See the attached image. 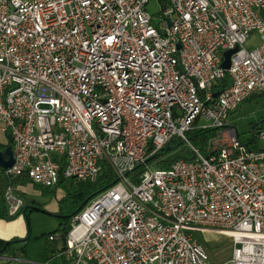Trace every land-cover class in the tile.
<instances>
[{
	"label": "built area",
	"instance_id": "2783aa9c",
	"mask_svg": "<svg viewBox=\"0 0 264 264\" xmlns=\"http://www.w3.org/2000/svg\"><path fill=\"white\" fill-rule=\"evenodd\" d=\"M150 1L0 0L9 214L25 206L20 179L95 183L107 165L115 184L72 218L51 262L207 264L199 235L217 234L231 241L230 264H264V150L229 121L264 92V0H163L158 24ZM237 48L227 71L224 53ZM226 74L232 84L214 99ZM196 128L217 130L208 157L187 138ZM174 137L194 161L137 171Z\"/></svg>",
	"mask_w": 264,
	"mask_h": 264
},
{
	"label": "rangeland",
	"instance_id": "374dc122",
	"mask_svg": "<svg viewBox=\"0 0 264 264\" xmlns=\"http://www.w3.org/2000/svg\"><path fill=\"white\" fill-rule=\"evenodd\" d=\"M163 0H151L147 6L148 13L153 17L155 24L160 22L163 10ZM258 39L252 44L247 45L249 50L258 46ZM264 119V97H258L245 103L239 110L230 116V125L238 130L239 138L242 144H249L253 151L264 150V141H253V128L259 125ZM204 123V122H203ZM5 136L0 133V141ZM152 169H159L155 164ZM76 181L65 180L64 184L49 188L45 191L41 186L29 183L26 189L27 198L40 205L44 212L33 211L28 216L32 239L27 243L26 251L30 256H38L46 248L51 249L52 244L49 241L50 233L56 231L58 222L54 215L60 211L61 202ZM201 241L206 245L211 259L207 264L215 261L218 264H230L232 256V244L229 238H220L217 234H200ZM61 246V242L59 244ZM56 264H65L61 258Z\"/></svg>",
	"mask_w": 264,
	"mask_h": 264
},
{
	"label": "trees",
	"instance_id": "16d2710c",
	"mask_svg": "<svg viewBox=\"0 0 264 264\" xmlns=\"http://www.w3.org/2000/svg\"><path fill=\"white\" fill-rule=\"evenodd\" d=\"M231 84H232V79L229 76V74H226L223 80L219 81L217 84L214 85L213 91L214 93H220L224 89L230 87ZM258 97H264V92L256 96L255 95L251 96L244 102V104ZM263 129H264V119L259 125H256L253 128V133H254L253 141L257 140V134ZM216 135H217V130L215 129L200 130L196 128L187 134V138L195 148L199 149L204 156L208 157L209 144L211 140H213L216 137ZM9 143L10 142H8V144L6 145H0V149L4 151L8 147ZM247 146L250 147L249 144H247ZM194 159H195V154L193 153L191 148L182 139L178 137H174L168 143V145H166L162 150H160L159 152H157L156 154L150 157L146 166L140 165L137 168V171L144 172L145 170L149 169L150 166L153 164H155V166H157L159 169L166 170V169H170L171 166L179 160H185L191 162L194 161ZM114 181H115V177L111 169L107 165H103L99 178L95 183L75 182L72 185L71 189L67 192L66 197L61 202L59 213L62 215V217L58 220L60 223V227L54 233V235L62 234V240H61L62 247L60 248L59 251H62L65 248L66 235L71 230V220L75 216V213L82 207V205L87 199L104 191L106 188L111 186V184ZM0 182L3 184V189L1 191L0 196L2 197V200L6 202L4 196L8 186V180L3 170L0 171ZM27 182L30 181L27 178H22L17 183L26 184ZM64 182L65 180H61L59 185L64 184ZM42 188L45 189V191L49 190V188H44V187ZM26 205L41 207L40 205L36 204L34 201L28 199L26 200ZM23 209L20 210L19 213H17L15 216H10L7 219L9 221L16 219L17 217L23 214ZM32 212L33 211H27L26 215L29 216V214ZM26 241L28 240H25V242ZM11 244L12 243H9L8 246Z\"/></svg>",
	"mask_w": 264,
	"mask_h": 264
},
{
	"label": "crops",
	"instance_id": "0c3cea01",
	"mask_svg": "<svg viewBox=\"0 0 264 264\" xmlns=\"http://www.w3.org/2000/svg\"><path fill=\"white\" fill-rule=\"evenodd\" d=\"M257 39L258 37L255 36L254 40ZM256 95L259 94H255V96ZM1 135H4L5 138L4 140L0 141V145L8 144V142H10V140L8 139V135L3 133H1ZM29 183L30 182H27L26 184L16 183L18 187V195L23 199L25 205L26 200L28 198L26 195L27 187L24 186H27ZM2 189L3 184L0 182V194ZM58 214L59 212L56 213V215ZM56 215H54V218H56ZM10 216L11 215L9 214L8 206L0 196V264H9L14 260L18 261L19 264H46L48 262H51V258L53 257V255L56 254L62 247V245H59L61 241L51 242L52 248L48 249L45 247L43 253L38 256H30V254L26 251V246L27 243L30 242L32 237L30 235V239H28L29 232L26 218L24 214H22L16 219L9 221L7 218ZM59 219L60 218H56L58 222V227L56 228V231L60 227V223L58 221ZM55 232L50 233L49 237L51 235H54ZM25 240L28 241L25 242ZM9 243L12 244L8 246ZM58 261L59 259L53 260L51 264H56Z\"/></svg>",
	"mask_w": 264,
	"mask_h": 264
},
{
	"label": "water",
	"instance_id": "95a60500",
	"mask_svg": "<svg viewBox=\"0 0 264 264\" xmlns=\"http://www.w3.org/2000/svg\"><path fill=\"white\" fill-rule=\"evenodd\" d=\"M238 51L237 49L234 50H230L224 53V62H223V68L225 70H230L231 68V57L233 54H235ZM219 96V93H214L213 94V98L216 99ZM208 105V103L206 104ZM8 139L10 140V144L8 145V147L2 151L0 149V168L2 170H7L9 168H11L14 164V156H13V143H12V138L10 135H8ZM115 184V182H113L111 185ZM99 194V193H98ZM98 194L94 195L93 197L87 199L84 204L82 205V207L75 213L78 214L95 196H97ZM27 211H37V212H44V210L40 207H36V206H31V205H25L24 209H23V214L26 218L27 224H28V232H29V236L28 239H30V235H31V230H30V225H29V219L28 216L26 215ZM56 218H61L62 215L59 213L58 215L55 216ZM7 247V246H6Z\"/></svg>",
	"mask_w": 264,
	"mask_h": 264
},
{
	"label": "bare ground",
	"instance_id": "6f19581e",
	"mask_svg": "<svg viewBox=\"0 0 264 264\" xmlns=\"http://www.w3.org/2000/svg\"><path fill=\"white\" fill-rule=\"evenodd\" d=\"M245 238H250V239H255V240H258L260 239L261 237L260 236H253V235H243Z\"/></svg>",
	"mask_w": 264,
	"mask_h": 264
}]
</instances>
